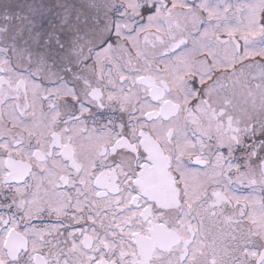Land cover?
Segmentation results:
<instances>
[{"label":"snow or ice","instance_id":"1","mask_svg":"<svg viewBox=\"0 0 264 264\" xmlns=\"http://www.w3.org/2000/svg\"><path fill=\"white\" fill-rule=\"evenodd\" d=\"M0 264H264V0H0Z\"/></svg>","mask_w":264,"mask_h":264}]
</instances>
